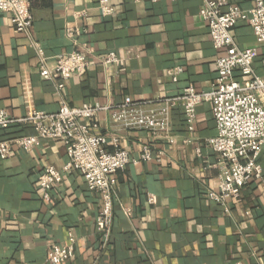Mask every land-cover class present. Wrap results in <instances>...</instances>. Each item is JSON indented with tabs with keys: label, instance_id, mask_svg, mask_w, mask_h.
Returning <instances> with one entry per match:
<instances>
[{
	"label": "crops",
	"instance_id": "0c3cea01",
	"mask_svg": "<svg viewBox=\"0 0 264 264\" xmlns=\"http://www.w3.org/2000/svg\"><path fill=\"white\" fill-rule=\"evenodd\" d=\"M99 1L30 0V36L16 32L11 15L0 13V109L23 119L57 112L62 98L75 107H114L130 98L158 110L189 87L198 93L213 89L221 52L200 16L204 0H104L116 10L109 18L102 17ZM234 2L247 10L256 0ZM69 28L77 31L74 39ZM232 33L241 48L258 49L254 66L264 79V45L249 25L239 24ZM33 42L51 59L90 48L92 68L73 76L60 94L59 75L41 78ZM112 51L120 62L105 69L101 58ZM177 69L175 81L171 73ZM234 78L247 82L238 72ZM171 118L169 138L154 140L144 131L125 130L108 112L98 116L99 133L120 138L133 159L146 144L155 150L150 163H133L117 174L106 247L97 224L101 195L88 190L80 173L63 174L49 202L38 187L45 168L65 167L62 142L42 140L30 153L14 149L10 159L0 158V264H48L50 250L65 246L70 233L75 253L66 264H264V173L244 189L242 203L211 202L208 194L218 189L222 170L219 154L206 144L217 136L212 105L198 107L194 133L183 110L174 109ZM34 133L33 125L19 124L7 132L11 138ZM6 138L1 131L0 139ZM158 153L164 154L160 162ZM259 163L264 170V152Z\"/></svg>",
	"mask_w": 264,
	"mask_h": 264
},
{
	"label": "built area",
	"instance_id": "2783aa9c",
	"mask_svg": "<svg viewBox=\"0 0 264 264\" xmlns=\"http://www.w3.org/2000/svg\"><path fill=\"white\" fill-rule=\"evenodd\" d=\"M99 3L103 18L115 14V8L106 1L100 0ZM0 13L11 15L16 32L31 35L34 22L30 0H0ZM79 15H84V12ZM200 16L208 26L213 47L221 52L216 61L217 77L209 92L198 93L195 88L189 87L182 95L165 99L158 110H147L146 104L136 103L130 98L114 107L98 102L75 107L62 98L57 112H32L23 119H15L0 109V129H9L18 124L33 125L35 129L30 136L0 139L1 159H10L14 149L30 153L42 140H57L65 145L68 157L65 167L61 171L54 166L45 168L39 177L38 187L43 191L44 200L49 202L51 192L62 182L63 174L80 173L88 190L101 195L97 224L105 247L111 242L114 225L117 174L130 164L150 163L155 159V150L153 145L146 144L142 147L140 158L133 159L122 148L120 138H108L99 133L97 118L103 112L110 113L112 121L125 130L144 131L156 140L171 135L174 109L183 110L188 132L194 133L198 107L210 103L217 136L207 139L206 144L219 154L222 170L218 177V189L209 192V200L222 205H226L228 200L242 203L244 189L253 180L263 177L259 157L264 152V79L257 74L254 66L259 53L253 47L241 48L232 30L239 24L249 25L257 43L264 45V0H256L255 5L247 10L234 0H204ZM76 34L77 31L72 28L67 30L69 38L74 39ZM32 47L39 58L38 72L41 78L54 81L56 75L61 77L62 83L57 85L60 94L65 83L73 76L87 75L92 68L90 55H93V50L90 48L86 47L84 53L73 51L51 59L36 42L32 43ZM101 61L105 69H111L120 62V58L112 51ZM180 72L181 69L172 71L175 81ZM237 72L247 79L246 83L234 78ZM196 153L200 156L199 148ZM158 155L160 162L164 154ZM153 202L151 196L149 203ZM67 241L65 246L50 250L48 264H66L73 259L76 241L71 233Z\"/></svg>",
	"mask_w": 264,
	"mask_h": 264
},
{
	"label": "trees",
	"instance_id": "16d2710c",
	"mask_svg": "<svg viewBox=\"0 0 264 264\" xmlns=\"http://www.w3.org/2000/svg\"><path fill=\"white\" fill-rule=\"evenodd\" d=\"M11 128H9V129H0V132L2 131L4 134H5V136H7V138L6 139H9V138H11V137H9L10 135L9 134H7V132H9V130H10Z\"/></svg>",
	"mask_w": 264,
	"mask_h": 264
}]
</instances>
